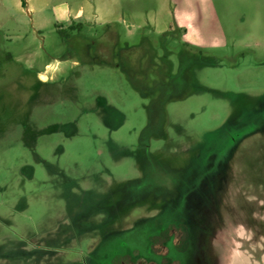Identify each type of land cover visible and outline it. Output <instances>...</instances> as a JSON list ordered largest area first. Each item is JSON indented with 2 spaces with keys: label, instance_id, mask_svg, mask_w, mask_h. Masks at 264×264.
I'll list each match as a JSON object with an SVG mask.
<instances>
[{
  "label": "rangeland",
  "instance_id": "obj_1",
  "mask_svg": "<svg viewBox=\"0 0 264 264\" xmlns=\"http://www.w3.org/2000/svg\"><path fill=\"white\" fill-rule=\"evenodd\" d=\"M190 184L180 264H264V0H0V264H100Z\"/></svg>",
  "mask_w": 264,
  "mask_h": 264
},
{
  "label": "flooded vegetation",
  "instance_id": "obj_2",
  "mask_svg": "<svg viewBox=\"0 0 264 264\" xmlns=\"http://www.w3.org/2000/svg\"><path fill=\"white\" fill-rule=\"evenodd\" d=\"M149 174V171H143L141 177L134 181L141 194L152 186ZM157 184L166 188L162 181ZM151 191L164 198V209L142 222L140 227L109 239L103 250L109 254L100 264H180L185 256L184 246L186 252L190 250L194 241L193 185L190 184L189 190L180 196L171 190L164 194L154 189ZM201 194L203 192L198 195Z\"/></svg>",
  "mask_w": 264,
  "mask_h": 264
},
{
  "label": "trees",
  "instance_id": "obj_3",
  "mask_svg": "<svg viewBox=\"0 0 264 264\" xmlns=\"http://www.w3.org/2000/svg\"><path fill=\"white\" fill-rule=\"evenodd\" d=\"M82 25L80 22H72L70 25H69V28L73 29V30H76V31H79L81 29ZM114 45V44H113ZM121 51V47L117 49L116 52H114V55L116 56L119 52Z\"/></svg>",
  "mask_w": 264,
  "mask_h": 264
},
{
  "label": "crops",
  "instance_id": "obj_4",
  "mask_svg": "<svg viewBox=\"0 0 264 264\" xmlns=\"http://www.w3.org/2000/svg\"><path fill=\"white\" fill-rule=\"evenodd\" d=\"M83 17V14L81 13V10L80 9H78L75 13H74V15L71 17V21L73 22H77L79 19H81Z\"/></svg>",
  "mask_w": 264,
  "mask_h": 264
}]
</instances>
